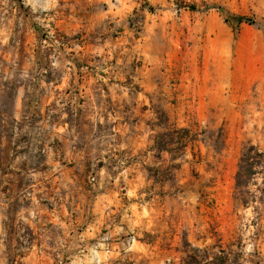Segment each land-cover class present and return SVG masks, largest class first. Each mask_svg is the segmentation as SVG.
Instances as JSON below:
<instances>
[{
	"label": "rangeland",
	"instance_id": "1",
	"mask_svg": "<svg viewBox=\"0 0 264 264\" xmlns=\"http://www.w3.org/2000/svg\"><path fill=\"white\" fill-rule=\"evenodd\" d=\"M154 111L224 136L165 197L142 169L168 164ZM246 143L264 150V0H0V264H182L186 243L264 264V197L234 189Z\"/></svg>",
	"mask_w": 264,
	"mask_h": 264
},
{
	"label": "trees",
	"instance_id": "2",
	"mask_svg": "<svg viewBox=\"0 0 264 264\" xmlns=\"http://www.w3.org/2000/svg\"><path fill=\"white\" fill-rule=\"evenodd\" d=\"M187 9L192 12L196 11L193 5L188 6ZM224 21L254 25V21L251 18L242 16H226ZM153 113L155 119L153 122H148L147 125L150 131H157L151 136V144L148 146L146 153H152V158L160 162H162V156L167 155L168 164L164 167H162L163 164L155 167L153 165L154 162H149L143 165L142 169L146 172L147 178L152 180L153 185L159 184L161 187L166 185L169 187L171 193L164 192L160 194V197H165L182 192L180 186L177 185V174L181 168V164L176 162L185 155L187 148H192L196 142H202L204 144L208 142V146L215 153H218L223 149L224 136L221 130L216 131L214 134L210 133L209 136L205 137V131L193 133L184 128H177L169 123L163 111H154ZM98 128H101L100 124H98ZM116 155V159L108 160L106 166L102 162H100L99 166H105L106 169L111 170L117 167L128 166L134 161L133 158H127L124 151ZM258 177L264 180V150H259L256 146L246 143L242 146L237 163V170L234 175L236 196L243 206L249 202L261 203L263 201L264 186L262 188H256V193L259 196L248 192V187ZM150 189L151 187L148 190ZM185 249V257L182 264H244L241 253L231 250V248L214 251V248H193L186 243Z\"/></svg>",
	"mask_w": 264,
	"mask_h": 264
}]
</instances>
